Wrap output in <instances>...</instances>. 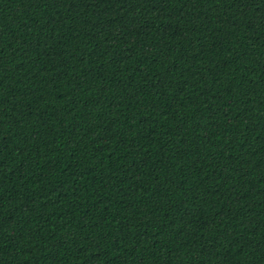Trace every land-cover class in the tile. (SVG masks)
Segmentation results:
<instances>
[{
    "label": "trees",
    "instance_id": "16d2710c",
    "mask_svg": "<svg viewBox=\"0 0 264 264\" xmlns=\"http://www.w3.org/2000/svg\"><path fill=\"white\" fill-rule=\"evenodd\" d=\"M0 264H264V0H0Z\"/></svg>",
    "mask_w": 264,
    "mask_h": 264
}]
</instances>
